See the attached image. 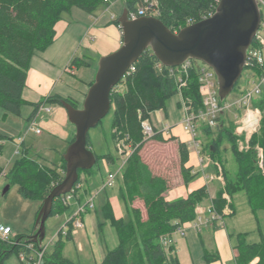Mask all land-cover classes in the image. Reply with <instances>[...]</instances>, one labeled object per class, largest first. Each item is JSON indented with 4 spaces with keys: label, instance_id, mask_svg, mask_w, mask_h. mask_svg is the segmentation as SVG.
Returning <instances> with one entry per match:
<instances>
[{
    "label": "trees",
    "instance_id": "1",
    "mask_svg": "<svg viewBox=\"0 0 264 264\" xmlns=\"http://www.w3.org/2000/svg\"><path fill=\"white\" fill-rule=\"evenodd\" d=\"M113 1L115 0H0V107L7 113L21 115L22 106L32 104L34 111L30 119L45 103L62 105V100H66L78 107L71 98L57 94L50 95L38 103L27 101L23 97V91L27 84L31 60L37 52L46 50L54 42L55 25L64 13L70 12L73 7L94 12L101 5H108ZM122 1L129 12L154 1L158 9L156 16L170 29L178 32L186 25L214 13L220 0ZM115 22L120 24L118 18ZM72 63L81 65L86 62L75 58ZM133 66L134 69H130L111 92L114 111L112 137L116 144L123 140L132 148L122 172L124 186H121L120 194L127 204L135 197H141L147 217L143 219L139 209L127 205L128 218H117L107 200L101 207V215H97L99 231L103 235L104 227L109 221L116 230L118 243L113 248H106L103 260L81 262L66 257L63 252L65 241L60 234L53 249L46 254L44 264H181L178 256L172 253L173 245H165L162 236L196 218L197 206L208 197V188L204 185L186 196L175 199H167L164 196L166 181L150 173L140 154L148 140L143 133L142 121L150 119L152 111L164 108L167 100L175 94H181L183 99L191 102L194 110L203 108L199 71L196 65L190 67L186 84L181 87L180 92L176 75L170 73V66L163 64L152 49H146ZM243 90L240 88L237 95ZM254 105L260 108L262 119L259 130L251 135L248 147L240 148L237 141L239 142L241 136L235 133L232 119L227 123L228 114L221 118L216 135L210 141V154L218 156L225 178L224 187L219 189L211 200L214 210L220 214H224V208L231 205L224 193L232 195L237 191L244 192L254 213L259 210L264 212V96L255 101ZM203 130L206 134L214 132L209 126H204ZM151 138L165 141L177 137L172 134L164 136L158 132ZM4 139L5 136L0 134V153L4 147ZM226 140L231 145L236 163L232 176L229 175L230 169L227 168L226 161L221 157V147ZM178 147L184 180L189 182L197 172L191 173V166H187L190 157L188 144L179 141ZM258 147L262 149V155L259 154ZM104 157L110 163L115 161L111 153L105 154ZM66 169L67 163L63 155L60 167L49 166L29 156V148L24 146L22 155L13 162L6 177L10 183L18 186L19 193L26 198L39 200L42 206L51 190L63 180ZM90 170L80 169L78 181L81 180L82 171ZM70 206L64 203L60 195L54 199L50 215L67 212ZM248 234L249 232L237 234V263L264 264V240L248 242ZM66 236L67 239H72L71 226ZM30 237L31 235H17L16 240H29ZM18 249V243L7 244L0 241V264H7V259L12 254H17ZM256 257L259 260L252 263Z\"/></svg>",
    "mask_w": 264,
    "mask_h": 264
},
{
    "label": "rangeland",
    "instance_id": "2",
    "mask_svg": "<svg viewBox=\"0 0 264 264\" xmlns=\"http://www.w3.org/2000/svg\"><path fill=\"white\" fill-rule=\"evenodd\" d=\"M119 5L120 3L115 0L108 5H101L99 9L110 7L112 11L119 13ZM260 9L264 20V7ZM249 72L250 71L247 69L243 70L236 86L232 92L224 98V100L236 96L240 88L242 89L246 86L248 87L252 85ZM47 105L51 106V111L46 112L41 109L35 120L36 127L41 130L39 133L36 132L35 129H28V132L26 133V129L23 130L22 127L23 120L21 117L19 118V116H15L12 113H7L0 107V134L5 136L3 141L4 147L0 153V168L7 166L8 168L6 169L9 170L13 162L22 155L24 146L29 148V156L42 160L49 166L59 164L57 166L60 167L61 156L63 151L67 149L68 145L62 140V135L59 133V130L57 131V129H53L55 126L50 125L51 115L54 113V110L52 109L55 107V103H45L43 108H46ZM80 105L82 106V103H80ZM256 108L259 107L256 106ZM28 110L31 111V107L23 108V116H27V114L29 115L30 111ZM182 113L181 94H175L167 100L164 108L151 112V123L156 125L157 128H161L165 123H168L180 132L182 128H180L181 126L179 123L182 119ZM113 115L114 111L113 108H111L109 113L96 126L89 130L88 137L90 138V148L97 156V160L90 171H82L80 175L83 181H85L84 178L86 176L88 178L91 188V196L95 195V208H97V211H95V208L93 210L97 215H101V207L107 200H109V198L111 201L112 199H115L117 201L116 203L121 202L122 198L120 197L119 187L121 188L123 185L122 172L128 158V153H131L132 150L130 145H126L127 147H124L125 152H119L117 147L118 143L116 144L112 137ZM228 115L227 123L229 124V119H234L233 112L230 111ZM203 127V124H199L197 129V138L200 141V145L195 147L192 143L188 144L192 153L191 156L193 155V158L191 159L193 165H190L192 169L191 173L197 172V175L193 177V179L196 177H203V171L208 173L205 175V180L208 181V185L211 187L212 192L216 191V195L218 190L225 185L222 164L219 161L218 156L215 157L210 154L211 151L209 149L210 141L216 135L218 126L213 127L214 132L210 134H206ZM235 128L236 124L234 123V130ZM181 136H184L186 140L189 138L185 132H182ZM243 137H245V134L241 136V139ZM19 138H24L22 145H18L17 143ZM179 141H181L179 138L168 139L165 141L149 138L140 151L142 160L147 164L150 173L153 176L161 177L166 181L167 189L164 193L188 183V181L186 182L184 180L182 173L178 147ZM237 143L240 144L238 141ZM18 146L20 149L16 152ZM110 153L115 157V161L114 163L110 164L109 162L108 164V160L105 159L104 155ZM221 157L226 161L225 164L227 168L230 169L229 175H234L236 163L231 152V145L227 140L221 147ZM198 159L200 163L198 162ZM121 165H123L122 170L119 171L113 184L104 187L109 172L111 170L117 171ZM218 168H220L221 171ZM7 185L10 186L8 190H6ZM209 197L210 196L208 195L203 201H208ZM233 198L236 205V212L226 217L224 214H221L222 222L225 223L224 221H227L231 228L239 227L241 230L249 232L247 236L249 242L264 240V212L259 210L256 212L257 214H253L243 191L235 192ZM39 203L41 204L39 200L26 198L19 193L18 186L10 183L6 176L0 179V225L8 223L11 224L13 230L18 235H31L32 228L36 222L35 206ZM125 204L126 207L128 205V207L139 209L143 219L147 217L146 207L141 197H135L129 204L126 202ZM126 207L124 206L125 209ZM206 212L208 213L207 217H209L210 212L208 210ZM67 213L68 211L59 215H50L48 217L45 226L46 233L43 238V243L48 244V251L52 250L55 245L53 238H55V240L59 238L58 232L67 220ZM126 217L128 218L127 211ZM67 230V227H64L62 230V238L65 241L64 254L74 261L88 260L85 256V253H88L91 249L88 239H86V241L84 240L83 250L80 251L79 244L73 240L74 237L72 239H67ZM75 231L76 229L73 228L72 234ZM104 233L108 244L113 246V243L115 244L117 242L115 229L107 224L104 228ZM235 236L237 238L236 234ZM7 263L23 264L16 253L12 254L7 259Z\"/></svg>",
    "mask_w": 264,
    "mask_h": 264
},
{
    "label": "crops",
    "instance_id": "3",
    "mask_svg": "<svg viewBox=\"0 0 264 264\" xmlns=\"http://www.w3.org/2000/svg\"><path fill=\"white\" fill-rule=\"evenodd\" d=\"M117 2L120 3L119 13L112 11L110 7L98 8L94 12H87L79 7H73L70 12L63 14L62 18L55 25L56 37L54 42L50 44L46 50L37 52L32 57L27 84L23 91V97L27 101L38 103L50 95L57 94L65 98H71L78 104V107H82L80 103L83 105L89 87L95 80L100 58L103 55L117 50L122 45V29L120 25L115 22V19L119 18L121 15L120 13H123L125 6L122 0H117ZM75 58L79 61H85L86 63L81 65L72 63ZM54 106L55 107L52 109L54 113L51 115L50 125L55 126L53 129L59 130V133L62 135V140L66 145H69L74 140L76 127L70 122L67 109L63 105L55 103ZM24 107H31V111L28 110L30 113L29 115L27 114V116H23ZM46 107L51 108L49 105ZM40 110H38L37 114L32 116L31 119H36ZM42 110L46 111L44 109ZM33 111L34 106L32 104H26L22 106L21 115L14 114L15 116H19V118L21 117L24 121H22L23 130L28 128ZM149 121L151 122V113ZM180 128H182V126ZM182 130L183 128L179 132L175 127H172L171 134L189 144L190 136ZM182 132L188 135L189 138L187 140L184 136H181ZM188 149L190 157L187 166H192L193 163L191 159L193 155L191 156L192 153L189 146ZM65 151H63V154ZM40 161L43 162L42 160ZM107 163L109 164L108 161ZM4 168L8 167L6 166ZM206 174L208 173L203 171V177H196L185 185L169 190L164 193V196L167 199L183 197L188 195L191 191L206 185L210 197L208 201H203L198 204L196 212L203 218H207L208 213L206 211L212 204L211 200L216 191L212 192L211 187H209L208 181L205 180ZM84 180L85 181H83V179L80 180L82 186L79 189L78 202H85L92 195L87 176ZM120 197L122 198L121 194ZM224 197L231 203V205H227L223 210L224 216L226 217L236 212V205L233 194L229 195L228 193H224ZM109 202L117 218L126 217V209L124 208L126 204L123 198L119 203H116L117 201L115 199L111 201L109 198ZM77 204V202L71 204L67 217L69 213L76 208ZM40 206V203L35 206L36 221ZM95 209V211H97V208ZM252 213L257 214L253 211ZM82 218L85 225L77 229L72 234V238L74 237L73 240L79 244L80 251L83 250V243L86 239H88L91 249L88 253H85L88 260L81 262H100L104 258L106 248H113L117 245L118 236L117 242L115 244L113 243V246L108 244L104 231L103 235L99 231L97 214L93 209L84 213ZM224 222L225 223L220 219L212 220L205 225L201 231L196 230L189 223H186L183 225L185 227L184 234L175 233L173 235L175 241L171 243L173 245L172 253L178 256L181 264H238L236 261L238 249L236 248L237 238L235 234L237 235L240 232L246 231L241 230L239 227L231 228L227 221ZM4 224L11 226V224L8 223ZM107 224L114 228L109 221L106 225ZM37 229L38 225L35 222L31 235L34 234ZM12 232L13 236L18 235L13 228ZM258 260L259 258L256 257L252 263H256Z\"/></svg>",
    "mask_w": 264,
    "mask_h": 264
},
{
    "label": "water",
    "instance_id": "4",
    "mask_svg": "<svg viewBox=\"0 0 264 264\" xmlns=\"http://www.w3.org/2000/svg\"><path fill=\"white\" fill-rule=\"evenodd\" d=\"M261 17L258 0H220L213 15L175 32L154 15L130 18L125 8L118 18L122 45L100 58L82 107L62 100L76 134L63 154L67 163L65 176L44 199L37 216L38 229L30 238L43 240L54 199L72 189L80 169H91L95 164L96 155L88 147L89 130L109 113L112 89L146 49H152L167 66L179 65L189 57L206 62L218 76L223 99L232 92L244 70L247 48L260 27Z\"/></svg>",
    "mask_w": 264,
    "mask_h": 264
},
{
    "label": "built area",
    "instance_id": "5",
    "mask_svg": "<svg viewBox=\"0 0 264 264\" xmlns=\"http://www.w3.org/2000/svg\"><path fill=\"white\" fill-rule=\"evenodd\" d=\"M155 4L156 3L154 1H151L148 5L138 6L136 11L129 12V17L137 18L144 15L156 16L158 9L155 7ZM258 5L259 9L264 7V0H258ZM213 14L214 13L210 14L209 16ZM193 65H196L199 71V90L203 100V108L194 110L192 103L181 97L183 113L180 124L183 130L190 136L189 143H192L195 147L200 145V141L197 138V129L199 124H203L204 126H209L211 128L215 126L217 127L221 118L225 117L226 114L232 111L234 118L233 121L236 124L235 133L239 136L245 134V137H243L241 140L239 139L240 148L242 149L244 147H248L249 139L253 133L259 130L262 119V112L259 108H256L254 102L264 96L263 16L261 17L260 27L256 31L246 53L244 68L247 67L246 69L250 71L249 74L252 85L244 87L242 93L234 96L233 98H229L228 100H224V98L222 99L219 95L218 76L215 70L206 62L192 57L187 58L179 65L170 66V73L176 75L179 82L180 92L181 87L186 84V77L189 73L190 67ZM130 69H134L133 64L125 74L129 73ZM43 105L39 107V110L45 109L46 111H51L50 107L43 108ZM35 120L36 119H32L30 121V124L26 129V133L28 132V129H35V131L38 133L41 132L40 128L36 127L37 125ZM142 127L145 137L149 139L158 132H161L164 136H169L173 126L165 123L161 128H157L149 121V119H146L142 121ZM23 141L24 138H19L17 142L18 145H22ZM126 145L127 144H125L123 140L118 141L117 147L120 153L125 152L124 147ZM19 149L20 147L18 146L16 152H18ZM258 151L259 154L262 155V149L260 147H258ZM129 154L130 153H128V155ZM122 167L123 165H121L117 171L109 172L108 179L104 184V187L113 184V181L116 179L119 171L122 170ZM7 172L8 170L6 168L0 169V179L5 177ZM81 186V182L77 181L69 192L62 194V200L64 203L71 205L73 202H77L78 204L76 208L69 213L65 224L58 232L59 236L60 234L62 235V230L64 227H67L68 229L69 226H71L72 229L74 228L76 230L84 227L85 224L82 215L88 210H92L96 207L95 195L90 196L85 202H78L79 189ZM207 210L210 212L209 217L203 218L201 215L197 214L196 218L188 223L196 230L201 231L203 227L212 220L220 219L222 221L221 214L214 210V206L212 204ZM183 225H180L173 232L163 235V243L165 245H170L175 241L173 237L175 233L184 234L185 227ZM53 240L56 242L55 238H53ZM0 241L7 244L18 243L19 249L17 256L23 264H44L45 256L49 252L48 244H44L43 240L33 241L31 238L29 240H16V236H13L12 227L6 224L0 225Z\"/></svg>",
    "mask_w": 264,
    "mask_h": 264
}]
</instances>
